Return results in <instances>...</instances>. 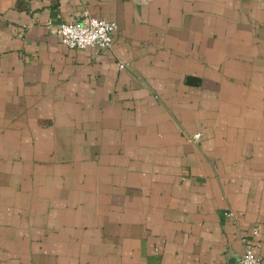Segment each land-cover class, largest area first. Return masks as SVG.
I'll return each instance as SVG.
<instances>
[{
  "label": "crops",
  "instance_id": "0c3cea01",
  "mask_svg": "<svg viewBox=\"0 0 264 264\" xmlns=\"http://www.w3.org/2000/svg\"><path fill=\"white\" fill-rule=\"evenodd\" d=\"M84 12L112 50L62 45ZM249 246L264 264V0H0V264Z\"/></svg>",
  "mask_w": 264,
  "mask_h": 264
},
{
  "label": "built area",
  "instance_id": "2783aa9c",
  "mask_svg": "<svg viewBox=\"0 0 264 264\" xmlns=\"http://www.w3.org/2000/svg\"><path fill=\"white\" fill-rule=\"evenodd\" d=\"M118 26L115 21L98 18L88 12L70 23H59L54 27V32L60 37L62 45L71 50L81 51L94 47L100 51L113 48L114 35ZM122 68L123 65H120ZM197 141L201 133L192 136ZM256 233V230H255ZM261 259L256 254L255 248L249 246L241 255L238 264H260Z\"/></svg>",
  "mask_w": 264,
  "mask_h": 264
}]
</instances>
